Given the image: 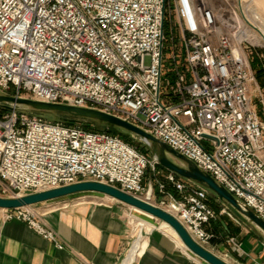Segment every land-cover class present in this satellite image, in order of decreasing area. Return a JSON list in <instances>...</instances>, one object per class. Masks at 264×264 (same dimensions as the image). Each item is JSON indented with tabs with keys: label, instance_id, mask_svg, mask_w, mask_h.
Returning a JSON list of instances; mask_svg holds the SVG:
<instances>
[{
	"label": "built area",
	"instance_id": "built-area-1",
	"mask_svg": "<svg viewBox=\"0 0 264 264\" xmlns=\"http://www.w3.org/2000/svg\"><path fill=\"white\" fill-rule=\"evenodd\" d=\"M259 22L240 0H0V91L127 121L264 221V124L250 93L253 42L243 37L245 29L257 33ZM168 37L176 80L163 97ZM156 165L107 132L16 112L0 116L3 193L6 187L20 198L85 181L106 184L162 208L207 249L215 217L207 191L169 173L167 184L158 183L169 200L157 205L153 185L144 186ZM29 208L6 210L7 219L63 249Z\"/></svg>",
	"mask_w": 264,
	"mask_h": 264
},
{
	"label": "crops",
	"instance_id": "crops-1",
	"mask_svg": "<svg viewBox=\"0 0 264 264\" xmlns=\"http://www.w3.org/2000/svg\"><path fill=\"white\" fill-rule=\"evenodd\" d=\"M163 198L155 193L153 201L160 205ZM29 209L37 221L56 235L63 249H58L27 223L8 220L6 210L0 209V264H124L138 238L133 221L131 225L128 219V213L136 211L100 194H81ZM161 224H153L151 231L142 232V244L129 264H207L192 255L172 234L160 229ZM132 226L136 239L131 246ZM251 237L242 239L240 253H235V248L226 249L224 255L207 250L228 264L264 262V242Z\"/></svg>",
	"mask_w": 264,
	"mask_h": 264
},
{
	"label": "water",
	"instance_id": "water-1",
	"mask_svg": "<svg viewBox=\"0 0 264 264\" xmlns=\"http://www.w3.org/2000/svg\"><path fill=\"white\" fill-rule=\"evenodd\" d=\"M21 108H27L33 113L30 115L24 114L20 112ZM0 109L7 112H16L20 115L33 116L41 119L43 118L35 115V113L48 116L66 115L81 120H87L96 124L109 125L127 132L130 136H137L145 142L146 145L150 147L153 145L155 146L156 152L154 160L160 167L164 168L169 173L200 186L206 191H211L236 219L247 225L254 226L257 230L264 234V221L252 210L243 207L232 194H230L224 187L220 186L209 174L200 170L192 161L175 151L170 146L159 141L145 130L140 129L127 121L98 110L49 104L32 99L13 97L2 92L0 93ZM56 123H62V121ZM204 138L208 139L209 137L204 136ZM171 157L181 161L184 165L175 163ZM86 193L100 194L110 197L133 208L134 210L152 216L153 219L165 222L178 233L185 245V248L195 257L207 264H228L209 250L200 246L189 235L184 226L174 216L162 208L139 200L115 187L102 183L85 181L75 185L20 198L0 197V209L8 211L28 208Z\"/></svg>",
	"mask_w": 264,
	"mask_h": 264
},
{
	"label": "rangeland",
	"instance_id": "rangeland-1",
	"mask_svg": "<svg viewBox=\"0 0 264 264\" xmlns=\"http://www.w3.org/2000/svg\"><path fill=\"white\" fill-rule=\"evenodd\" d=\"M246 1H250L249 5L246 6L247 7L246 9H252L254 11L257 10L258 14L260 15V17L262 19L259 23H257L255 25L256 26L255 30L259 34L261 32L264 33V0H245V2ZM245 2L244 3L242 2L243 3L242 6L244 8H245ZM167 29H168V27H167ZM252 44H253V47L248 46L249 54H250L251 68H252V73L254 76V81L251 84L250 93H251V99H252L253 107L256 109L257 114H258L261 122L264 124V85H262L261 81L259 80V78L257 76L258 70H262L264 73V41H261V43H257V44L252 43ZM258 44H261V45H258ZM171 46H172V42L170 40V37H168L167 42L165 43V47H164V72H163V83H162V95H163V97H166V96L173 94V92H174V85L173 84L176 80L175 64H174V61L172 59ZM177 49L181 52L182 48H181L180 43L177 44ZM180 52H179V56H178V64L181 67L183 65L182 64L183 58H182V55L180 54ZM146 64L147 65L150 64L149 59H147ZM0 93H1V91H0ZM13 93L14 92L12 91L9 94L12 95ZM20 112H22L24 114H28V115L33 113L31 110H29L27 108H21ZM7 113H8L7 111L0 109V114H1L0 116H4ZM35 115L42 117L44 120H46L50 123H56V122L60 121L57 118V116H54V115H51V116L39 115L36 113H35ZM80 123L82 125L90 126L89 128H87L90 131H94V130L102 127L96 123H93V122H90L87 120H81ZM118 130L121 133H123L121 135H124L123 137L119 136L120 138H122V139L125 137L128 138L130 145H132L133 147L140 150L143 154L148 156L150 158V160H154V156H155V152H156V148L154 145L150 147V146L146 145L145 142H143L139 137L133 136V135L130 136V135H128L127 132H125L121 129H118ZM171 159L179 165H184L181 161H179L173 157H171ZM168 174H169V172L166 171L164 168L160 167L159 164L156 165L155 169L150 167L147 171V176H146L144 186L148 189L149 184L151 183L153 185L152 187H153L154 194L155 193L160 194L158 183L167 184ZM178 178L181 180L187 181V180L182 179L180 177H178ZM187 182H189V181H187ZM4 189L7 190L6 193L2 192L3 185L0 183V197L12 198V195L9 192V190L6 187H4ZM169 192H172V189L169 188ZM207 194H208V204L212 208V210L215 212L214 219L206 227L207 233L210 236H212V238L210 240V244L212 247L207 246L206 247L207 249L208 248H209V250L213 249V252H215L216 254H219V255H222V254L224 255L223 251H225L226 249L230 250V248H235L236 249L235 253H240L239 251L241 250V245H242L241 241L244 237H248L249 235H252L251 238L255 237V238L260 239L264 242V234L261 231L257 230L252 225H247L243 222L238 223L234 220L235 218L233 219V218L229 217L228 215L223 214L222 211L225 208V206L219 201V199L211 191H207ZM161 196L164 197L163 199L165 202H167L169 200L168 198H166V196H164V195H161ZM92 200H94V199H92ZM94 201L97 202V200H94ZM132 216H134L135 219H133ZM136 218L142 219L143 221L150 223V225L153 226V228H154V225L158 226L157 223H160L159 220L148 219L145 216H143L137 212L128 213L129 222L132 225V221H133V224H134L135 229L137 231L139 230L138 226H139V224L142 223V221H138V220H136ZM148 223H146L144 225V227H142V232L144 230L146 232H148V230L150 229V228L148 229V227H147ZM132 229H133V226H132ZM142 236H144L143 233H142ZM135 239H136V236H135V231L133 229V239L131 241V246L134 243ZM245 248H248V246L246 245Z\"/></svg>",
	"mask_w": 264,
	"mask_h": 264
},
{
	"label": "bare ground",
	"instance_id": "bare-ground-1",
	"mask_svg": "<svg viewBox=\"0 0 264 264\" xmlns=\"http://www.w3.org/2000/svg\"><path fill=\"white\" fill-rule=\"evenodd\" d=\"M241 1V0H240ZM245 2V0H242L241 1V8H242V4ZM246 3V2H245ZM245 9H246V5H245ZM252 12H253V18L254 19H256V18H258V20H262L261 19V17H260V15L258 14V12H257V10H252ZM250 19H252V18H250ZM243 37L244 38H247L248 40H250L251 42H253V43H255V44H257V43H261V41H264V33L263 32H261L260 34L259 33H253V32H250V31H248V30H244V32H243ZM258 45H261V44H258ZM111 199V198H110ZM137 213H139V214H141V215H143V216H145L146 218H148V219H153V217L152 216H150V215H147V214H145V213H143V212H140V211H137V210H135ZM146 223L144 222V221H142V223L141 224H139V226H138V239H137V241L133 244V248H132V251H131V254H130V257L128 258V260L124 263V264H129L134 258H135V255L137 254V251L139 250V248H140V246H141V244H142V239H143V236H142V227H144V225H145ZM147 227H148V231H151V228H153V226H151L150 224H147ZM160 229H162V230H164V231H166V232H168V233H170V234H172L173 236H174V238L183 246V247H185V245H184V243H183V241L181 240V238H180V236L178 235V233L170 226V225H168L167 223H165V222H162V224H161V227H160Z\"/></svg>",
	"mask_w": 264,
	"mask_h": 264
},
{
	"label": "trees",
	"instance_id": "trees-1",
	"mask_svg": "<svg viewBox=\"0 0 264 264\" xmlns=\"http://www.w3.org/2000/svg\"><path fill=\"white\" fill-rule=\"evenodd\" d=\"M257 76L259 78V80L261 81L262 85H264V73L262 70H258L257 71ZM1 115V114H0ZM57 118L62 121V123L66 126H82L83 128L87 129L89 128L90 126L88 125H82L80 123L81 119H78V118H75V117H71V116H66V115H58ZM80 124V125H79ZM100 126H102L101 128L99 129H96L94 130L95 132H107V133H110L112 135H115V136H120V137H123L124 135H121L123 133H121L117 128L115 127H112V126H109V125H103V124H98ZM88 130V129H87ZM124 141L128 144L129 143V139L128 138H123Z\"/></svg>",
	"mask_w": 264,
	"mask_h": 264
}]
</instances>
